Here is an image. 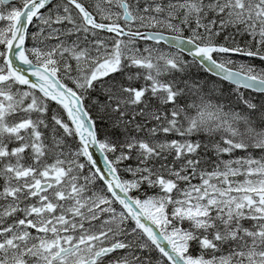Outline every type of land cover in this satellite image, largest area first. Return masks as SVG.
<instances>
[{
  "label": "snow or ice",
  "instance_id": "1",
  "mask_svg": "<svg viewBox=\"0 0 264 264\" xmlns=\"http://www.w3.org/2000/svg\"><path fill=\"white\" fill-rule=\"evenodd\" d=\"M0 264H264V0H0Z\"/></svg>",
  "mask_w": 264,
  "mask_h": 264
},
{
  "label": "water",
  "instance_id": "2",
  "mask_svg": "<svg viewBox=\"0 0 264 264\" xmlns=\"http://www.w3.org/2000/svg\"><path fill=\"white\" fill-rule=\"evenodd\" d=\"M98 155V154H97ZM101 163H102V161H101Z\"/></svg>",
  "mask_w": 264,
  "mask_h": 264
}]
</instances>
